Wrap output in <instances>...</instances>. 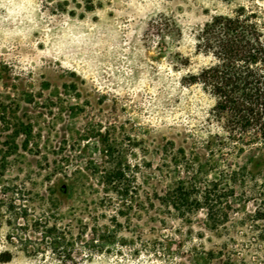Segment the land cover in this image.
<instances>
[{
  "label": "rangeland",
  "instance_id": "1",
  "mask_svg": "<svg viewBox=\"0 0 264 264\" xmlns=\"http://www.w3.org/2000/svg\"><path fill=\"white\" fill-rule=\"evenodd\" d=\"M240 6L264 0H0V264H264L247 180L220 223L160 201L227 167L264 179L263 145L220 148L215 97L184 80L212 59L199 29Z\"/></svg>",
  "mask_w": 264,
  "mask_h": 264
},
{
  "label": "trees",
  "instance_id": "2",
  "mask_svg": "<svg viewBox=\"0 0 264 264\" xmlns=\"http://www.w3.org/2000/svg\"><path fill=\"white\" fill-rule=\"evenodd\" d=\"M197 46L212 57L211 62L188 73L184 80L200 84L215 97L212 119L223 130L215 135L218 145L229 148L231 155L241 154L254 143L264 147V10L240 6L232 14L213 16L199 29ZM126 180L125 169L115 166L107 171L104 183L122 194L127 190ZM243 180L249 183L257 203L255 218L262 221L264 230V179H257L256 172L247 166L227 167L222 170V179L212 182L197 176L182 180L160 201L188 212L203 207L210 221L220 223L228 218L229 198ZM56 229L54 225V240L58 242L61 238ZM68 256L70 252L64 257ZM12 257L10 250L0 251V262Z\"/></svg>",
  "mask_w": 264,
  "mask_h": 264
}]
</instances>
